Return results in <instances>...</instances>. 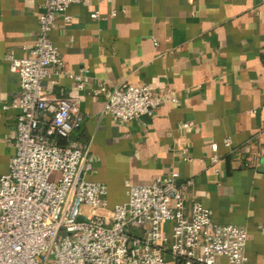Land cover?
I'll list each match as a JSON object with an SVG mask.
<instances>
[{"label": "crops", "instance_id": "obj_1", "mask_svg": "<svg viewBox=\"0 0 264 264\" xmlns=\"http://www.w3.org/2000/svg\"><path fill=\"white\" fill-rule=\"evenodd\" d=\"M42 2L0 0V55L28 54ZM49 39L62 66L44 93L79 100L83 120L72 137L89 147L86 178L105 185L108 206L127 200L125 182L176 172L193 180L190 199L211 209L216 223L246 230L247 264H264V0H86L56 16ZM83 68L78 88L70 75ZM101 83L146 84L164 101L120 122L102 114L104 98L91 93ZM18 90V75L1 57L0 176L14 154ZM185 122L191 126L181 128ZM249 156L255 167L244 166Z\"/></svg>", "mask_w": 264, "mask_h": 264}, {"label": "built area", "instance_id": "obj_2", "mask_svg": "<svg viewBox=\"0 0 264 264\" xmlns=\"http://www.w3.org/2000/svg\"><path fill=\"white\" fill-rule=\"evenodd\" d=\"M84 1L43 0L28 54L0 55L19 77L11 103L18 111L14 154L0 176V264H166V258L172 264H247L246 230L216 223L211 209L190 199L191 178L179 180L172 172L149 184L125 182L127 200L112 207L105 185L87 180L94 164L90 149L72 137L83 120L79 100L44 93V82L61 74L59 51L49 39L55 18ZM86 72L70 75L78 88ZM91 93L104 98L102 114L120 122L150 115L164 101L146 84L101 83ZM223 144L231 148L228 137ZM210 149L216 152L217 144ZM256 164L250 156L244 162Z\"/></svg>", "mask_w": 264, "mask_h": 264}]
</instances>
